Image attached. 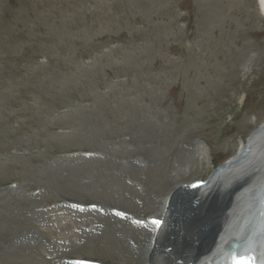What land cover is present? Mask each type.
I'll list each match as a JSON object with an SVG mask.
<instances>
[{"label": "rangeland", "instance_id": "374dc122", "mask_svg": "<svg viewBox=\"0 0 264 264\" xmlns=\"http://www.w3.org/2000/svg\"><path fill=\"white\" fill-rule=\"evenodd\" d=\"M262 122L255 0H0V264L136 263L147 229L51 205L157 214Z\"/></svg>", "mask_w": 264, "mask_h": 264}, {"label": "bare ground", "instance_id": "6f19581e", "mask_svg": "<svg viewBox=\"0 0 264 264\" xmlns=\"http://www.w3.org/2000/svg\"><path fill=\"white\" fill-rule=\"evenodd\" d=\"M263 136L264 126L255 132L250 140L249 145L253 144L251 145L252 153H260V150H264ZM244 152L245 150H242L240 155L242 156ZM239 160L240 157L234 161L238 163ZM263 163L264 154L262 153L260 159L254 158L252 167L246 171V173H251L252 169L260 166L259 173L254 174L252 178L239 181L227 192H223L222 188L220 189L221 185L217 182L211 187L207 186L202 193H199V189L195 191H189L186 188L176 189L177 191L175 190L176 192L174 191L168 198L170 199L167 211L169 216L168 214V217L166 216V231L168 229V232L163 238L158 237L152 248L149 244L147 250L149 257L147 255L141 257L143 253L141 251L133 260L143 262L153 259L156 262L157 257L163 255V264H180V260L184 261L189 251L197 250L196 255L189 256L188 264L198 263L200 256L204 253L207 254L200 261V264L205 260H211L213 264H217L219 258L216 254L219 251L224 250L225 255L233 239H246L245 237H249L248 242L253 244L254 242H260L259 250L253 247L252 249L257 252L260 259H264L263 232L260 233V237L254 238V234L257 232L256 226L259 227V224L264 222V215L262 217L259 212L263 211L264 213V207H261V202L264 200V175L259 178L260 172L264 170L262 169L264 168ZM244 175L246 176V174ZM244 175L242 173V177ZM225 178L230 181V174H227ZM257 185L258 189L255 188ZM235 194L240 198L235 205V211L238 214L227 215L223 221L222 216L225 213L223 211L228 205H231V199ZM220 216L221 226L218 225ZM232 225L234 226L232 227ZM218 236L220 237L219 241H217ZM255 239L258 240L255 241ZM170 247L171 250H168ZM247 249V247L241 248L239 252ZM128 260H131V258Z\"/></svg>", "mask_w": 264, "mask_h": 264}]
</instances>
